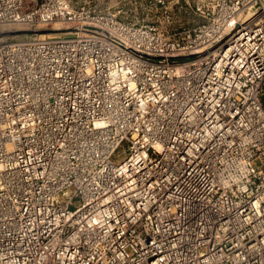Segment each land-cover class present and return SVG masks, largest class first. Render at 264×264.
Here are the masks:
<instances>
[{
	"label": "built area",
	"instance_id": "obj_1",
	"mask_svg": "<svg viewBox=\"0 0 264 264\" xmlns=\"http://www.w3.org/2000/svg\"><path fill=\"white\" fill-rule=\"evenodd\" d=\"M170 1L0 0V264H264V0Z\"/></svg>",
	"mask_w": 264,
	"mask_h": 264
},
{
	"label": "rangeland",
	"instance_id": "obj_2",
	"mask_svg": "<svg viewBox=\"0 0 264 264\" xmlns=\"http://www.w3.org/2000/svg\"><path fill=\"white\" fill-rule=\"evenodd\" d=\"M85 2L95 9L119 11L117 14L123 18L139 23H150L157 27L174 32L182 27L195 26L201 18L185 4H172L170 0L163 4L155 0H72ZM170 1V2H169ZM54 26L62 23L52 24ZM51 30H41L38 33H49ZM54 32V30H53ZM39 36V35H37Z\"/></svg>",
	"mask_w": 264,
	"mask_h": 264
},
{
	"label": "bare ground",
	"instance_id": "obj_3",
	"mask_svg": "<svg viewBox=\"0 0 264 264\" xmlns=\"http://www.w3.org/2000/svg\"><path fill=\"white\" fill-rule=\"evenodd\" d=\"M33 35H36V34H33ZM32 35V36H33ZM38 35L40 36V37H44L45 36V33H38Z\"/></svg>",
	"mask_w": 264,
	"mask_h": 264
}]
</instances>
